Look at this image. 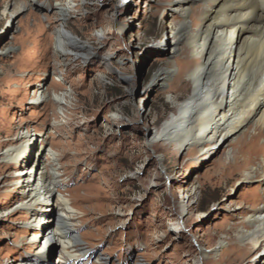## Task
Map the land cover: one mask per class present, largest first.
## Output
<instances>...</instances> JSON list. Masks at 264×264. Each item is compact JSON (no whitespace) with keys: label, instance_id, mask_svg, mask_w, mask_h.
<instances>
[{"label":"rangeland","instance_id":"rangeland-1","mask_svg":"<svg viewBox=\"0 0 264 264\" xmlns=\"http://www.w3.org/2000/svg\"><path fill=\"white\" fill-rule=\"evenodd\" d=\"M24 2L12 13L14 0H0V153L21 130L34 135L28 159L43 139L56 151L61 190L92 253L86 264H95L98 256L103 264H226L218 254L202 259L199 248L209 250L220 240L227 247L228 230L264 192V182L225 168V161L243 160L226 158L228 143L214 144L210 152L178 149L184 121L174 126L168 143L151 142L189 96L185 75L172 86L154 82L157 70L173 64L176 69L184 58L170 54L180 21L170 0H74L63 24L90 51L76 58L55 49L60 0ZM204 6L196 1L197 16ZM40 85L57 87L65 108L53 100L37 101ZM247 131L249 140L254 126ZM262 144L264 133L250 147V156L259 161ZM26 163L0 161V264L33 253L48 228L32 245L27 215L18 204L22 187L15 184L16 170ZM188 194L193 201L179 217ZM54 204L43 207L49 217ZM45 251L54 256L59 245L49 244Z\"/></svg>","mask_w":264,"mask_h":264},{"label":"bare ground","instance_id":"bare-ground-1","mask_svg":"<svg viewBox=\"0 0 264 264\" xmlns=\"http://www.w3.org/2000/svg\"><path fill=\"white\" fill-rule=\"evenodd\" d=\"M196 1L170 0L180 21L172 33L169 47L172 53L169 52L184 58L177 61L176 69L173 64L157 70L154 82L158 86H172L185 75L188 79L184 88L189 90V96L177 104V113L154 131L151 142L168 143L174 126L184 121L182 135L176 140L178 149L195 146L198 151L210 152L214 144L228 143L226 158L235 160L242 156L243 160L225 161V168L245 180L264 182V144L259 146L262 161L250 156V147L264 133V0H199L205 4L199 16L193 8ZM56 4L62 16L55 32L56 51L68 58L89 54L86 44L76 39L63 24L72 15L74 0H60ZM14 6L12 13H17L26 3L14 0ZM35 99L53 100L61 110L65 103L57 87L51 90L40 85ZM250 126H254V133L247 140ZM33 138L30 130H21L14 142L0 153V161L5 165L27 162L16 170L15 184L22 187L18 204L27 215L26 231L30 232L32 245L36 244L43 228L48 227L40 246L15 264H86L92 253L78 235L77 213L61 190L59 158L43 139L42 144L36 145V154L28 159ZM187 198L179 204V217L193 201L191 194ZM48 201L55 202V213L51 217L43 210ZM250 203V208L240 213L243 214L241 222L228 230L227 247H224L225 240H220L209 250L199 248L202 259L218 254L219 261L226 264L238 258L253 259L249 264H264V192ZM232 233L235 237H231ZM49 244H58L60 251L54 256L45 251ZM203 263L209 264L208 261ZM95 264H103L100 256Z\"/></svg>","mask_w":264,"mask_h":264}]
</instances>
